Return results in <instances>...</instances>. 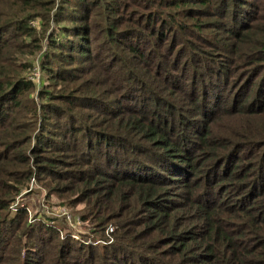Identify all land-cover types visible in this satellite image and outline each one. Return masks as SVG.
Wrapping results in <instances>:
<instances>
[{
    "label": "trees",
    "instance_id": "trees-1",
    "mask_svg": "<svg viewBox=\"0 0 264 264\" xmlns=\"http://www.w3.org/2000/svg\"><path fill=\"white\" fill-rule=\"evenodd\" d=\"M139 1L0 0V264H264V0ZM45 174L102 250L11 213Z\"/></svg>",
    "mask_w": 264,
    "mask_h": 264
},
{
    "label": "rangeland",
    "instance_id": "rangeland-1",
    "mask_svg": "<svg viewBox=\"0 0 264 264\" xmlns=\"http://www.w3.org/2000/svg\"><path fill=\"white\" fill-rule=\"evenodd\" d=\"M142 1H139V2H142ZM257 1L258 0H256V2ZM148 6L149 5H145L143 9L147 8ZM248 13H251V10ZM181 19L185 20L186 18L182 16ZM223 32H224L223 30H221V33H218L217 31H212L211 36H213L214 39H219L222 36H226L223 41L225 43L230 41L232 39V36L228 33H225V32L223 33ZM198 34H204V33L198 30ZM187 38L194 39V36L190 35V36H187ZM66 61L60 60L57 57L56 65L63 66L69 63ZM31 77L34 79V82H35V89L31 93V96L38 98V94H40V90L43 88V83H48L50 80V77L44 74L40 64L36 65ZM148 78L150 79V76ZM258 79H259V76H257V81ZM239 83H241L240 84L241 86L245 82H237V84ZM237 84L236 82H232L231 86H229L230 91L234 92L233 93L234 96H235V92L238 91V89L240 88L237 86ZM108 88L109 87L105 85L98 86L99 94L106 95L107 94L106 90ZM52 89L54 88L52 87ZM247 89H248V86H247ZM55 90L60 91L59 88ZM221 90H222V87L218 91H221ZM237 95L238 97H240L239 92H237ZM223 98H224V95H223ZM227 98H228V93L223 101H226ZM231 102L232 101L229 100L228 102H226V104L229 105ZM87 113H91V110H89ZM87 113H81L79 115L82 116L86 120L84 114H87ZM167 115L169 114L167 113ZM95 116H99V114H96ZM102 118H105V117H102ZM221 118H220V122L224 124L225 122ZM26 120H31V119H26ZM30 145H33V144H30ZM70 158L71 157H67L66 160H69ZM31 163L32 165L34 164L33 160L31 161ZM52 182L53 181L51 180V178L49 179V176L46 174L43 175L42 177L32 176L29 179L28 184L24 186L15 196V199L11 205V213L12 214L17 213L20 210L24 209L25 211H27V214H28V217L25 222L26 224L36 223L37 220L39 221V219L42 218L48 221L51 226L59 229L60 231L62 230V236H64L63 229L67 227L70 229L71 236L76 241L83 242V243L92 245L94 247H98L100 250H102L104 243H107V241L113 240L110 233H113L115 231L114 227L112 225H109L107 228L102 230L101 227L99 228L94 227L95 229H93L89 224H85L82 220V215L84 214L83 203H72L69 199L70 198L69 195L62 196V195H58L57 193H54L50 187L54 184ZM136 220L137 221L139 220L138 216H136ZM196 225H199V222L192 221L189 224H184V227L188 229L187 232H190V231H194L195 228H197ZM92 230H95V231H92ZM194 232L195 233L198 232L197 229ZM247 244H249V242ZM193 245L198 247L203 244L200 239ZM198 252H200V250H198ZM196 254L198 253L196 252ZM205 255H208V254H205ZM193 256L195 255L193 254ZM133 260H135V258H133Z\"/></svg>",
    "mask_w": 264,
    "mask_h": 264
}]
</instances>
